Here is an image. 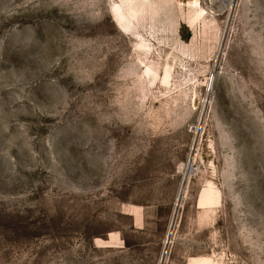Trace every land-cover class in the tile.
<instances>
[{
	"label": "rangeland",
	"instance_id": "374dc122",
	"mask_svg": "<svg viewBox=\"0 0 264 264\" xmlns=\"http://www.w3.org/2000/svg\"><path fill=\"white\" fill-rule=\"evenodd\" d=\"M0 264H264V0H0Z\"/></svg>",
	"mask_w": 264,
	"mask_h": 264
}]
</instances>
